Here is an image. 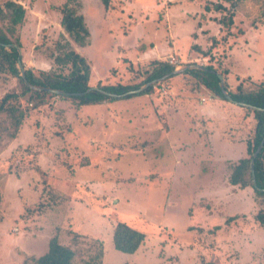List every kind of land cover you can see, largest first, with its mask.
Here are the masks:
<instances>
[{
  "label": "rangeland",
  "instance_id": "rangeland-1",
  "mask_svg": "<svg viewBox=\"0 0 264 264\" xmlns=\"http://www.w3.org/2000/svg\"><path fill=\"white\" fill-rule=\"evenodd\" d=\"M12 1L25 12L10 35L20 41L24 68L70 70L53 62L55 41L63 32L59 8L66 0ZM79 1L78 12L87 18L93 35L90 45L73 46L91 63L92 86L97 81L138 82L153 59H172L175 68L211 63L227 70L226 80L229 74L235 80L243 76L246 89L264 83L263 0H239L230 30L213 20L223 10H204V4L216 0H111L107 9L100 0ZM102 14H109L121 33L127 29L123 39L129 48L112 42L117 29L111 40L98 32ZM173 22L181 29L174 28L178 35L171 37ZM192 22L200 28L195 25L187 35ZM0 25L5 30L10 22ZM211 37L217 39L213 48ZM154 43L165 49L169 45L161 58L150 50ZM142 47L149 49L148 57H131ZM152 85L149 93L81 106L58 95L45 96L32 109L28 104L29 112L12 138L11 121L0 113V264H29L30 256L47 250L53 235L76 249L77 264L89 253L86 241L91 238L102 240V264H239L234 260L238 248L246 257L255 255L251 264H264V233L257 232L258 223L252 220L260 207L253 211L251 192L241 195L243 201L238 189L230 194L225 184L230 164L223 158L232 150L223 148V124L231 126L229 117L249 120V112L228 100L224 121L207 120L198 112L201 97L216 96L182 71ZM17 86L15 78L0 76V97ZM244 130V137L251 134L249 125ZM241 152L240 146L233 157ZM229 214L239 218L223 229ZM118 220L145 233V245L137 252L114 248L112 230ZM220 226L213 236L208 233ZM74 232L85 236L78 237L76 246Z\"/></svg>",
  "mask_w": 264,
  "mask_h": 264
},
{
  "label": "trees",
  "instance_id": "trees-1",
  "mask_svg": "<svg viewBox=\"0 0 264 264\" xmlns=\"http://www.w3.org/2000/svg\"><path fill=\"white\" fill-rule=\"evenodd\" d=\"M105 9L110 7L111 0H100ZM264 1V0H263ZM214 2V1H211ZM216 3L204 4L205 11H221L223 15L219 18L213 17V20L218 24L223 23V27L230 30L229 27L234 25V8L239 0H223V2L216 0ZM228 4V5H226ZM81 7V1L79 0H66L59 8L60 21L59 24L63 28L61 33L62 39L55 41V47L57 52L53 54V62L62 67L69 66L70 70L67 72H57L53 70H39L35 72L31 68H25V78L31 86L40 87L34 88L27 85L20 74V69L17 66V48L21 47L18 38H10V35L14 32V26L21 23L24 17V7L15 3L12 0H7L2 6H0V22L7 21L10 25L7 29H3L0 25V76L8 75L17 80V89L6 91L0 97V113H5L10 119V131H8L9 137H15L18 128L25 116L28 114L29 109L42 104L45 96H59L60 98L70 99L74 102L75 106L98 104L104 101H113L119 97H130L133 94L122 95L124 92L136 89L141 85L157 79L165 74L171 73L175 69V65L169 63L163 59H153L147 63V66L143 68L142 72L144 77L135 83H109L100 84L97 81L96 86L98 89H89L92 87L90 84L91 75V63L83 55L82 52H78L73 43L79 46H85L90 42V31L85 22V19L81 13L78 12V8ZM226 13V14H225ZM9 31V35L8 32ZM242 31V30H241ZM229 33V31H227ZM244 31L242 32V34ZM211 45L213 48L214 41L217 40L211 37ZM13 44V45H12ZM208 50V49H207ZM208 53V52H207ZM190 65L191 63H187ZM201 67H189L182 72L190 74L194 77L197 85L204 86L208 91L214 95L222 98L225 101L228 99L222 92L220 87L218 74H221L224 78V90L227 91L233 102H243L251 106L244 105L247 112L251 113L254 118V126L251 136L246 141V153L243 157H240L237 162L231 166V172L229 175V183L232 185H238L241 188H252L255 199L259 203V210L254 215V218L260 223H264V144L257 155L254 157V175L255 185L252 182L250 161L252 154L264 136V83L257 84L255 89H246L244 86L245 78H238L237 83L234 86V90L228 86L226 78V69H216L211 63L206 65H200ZM131 69L132 66L129 65ZM132 70V69H131ZM170 74L164 80L166 81L171 76ZM161 81V82H162ZM153 85L150 84L145 87L141 92L136 94L149 93L152 90ZM58 89L63 93L56 94L46 90ZM79 93V94H75ZM135 94V95H136ZM25 103V104H24ZM31 107H28V104ZM260 107V109L256 108ZM82 164V163H81ZM84 165V164H83ZM81 165V166H83ZM1 190H0V208H1ZM236 216L227 217L226 222ZM73 244L76 246L79 242L78 233H73ZM145 233L141 230L133 228L123 221H116L113 224L112 242L116 250L124 253H133L143 243L145 239ZM88 245L89 253L86 257L80 259L79 264H102V257L104 253V245L101 239L91 238L86 241ZM76 249L71 245L60 243L57 235H53L49 238L47 244V250L39 256H30V263L27 259H24L25 263L29 264H77L75 261ZM28 258V257H27ZM129 264V263H124ZM201 264H213V263H201Z\"/></svg>",
  "mask_w": 264,
  "mask_h": 264
},
{
  "label": "crops",
  "instance_id": "crops-1",
  "mask_svg": "<svg viewBox=\"0 0 264 264\" xmlns=\"http://www.w3.org/2000/svg\"><path fill=\"white\" fill-rule=\"evenodd\" d=\"M102 17L98 20V23L97 24H100V25H102V29L100 28V29H98V32L99 33H101V34H103L104 36H106V37H108L109 38V40H111V39H113V37H112V31L114 32V31H116V29H117V35H116V38H114L113 39V41L112 42H114L115 43V41L117 42H119V44L117 43V45L119 46V48L120 49H122V48H124V49H127V48H129V47H126L125 46V44H124V39H123V37H125V35L128 33L127 32V29H126V27L124 28L123 27V25L124 24H121L122 25V27L124 28V29H126V32H120V29H121V27L119 26V25H117V23H115V24H112V17H109V14L108 15H106L105 16V14H102L101 15ZM185 19L186 18H184L183 20H181V23H183V22H186L185 21ZM85 22H86V24H87V26L89 27V31H90V37H92V35H93V31H92V29L90 28V26H89V24H88V20H87V18H85ZM193 23V22H192ZM195 25L198 27V26H200V25H198L197 23H193V27H190L188 30H187V35L188 34H190L189 32H192L193 31V28H195ZM217 25V24H216ZM174 28H176V29H181L179 26H176V27H174V22H173V26H172V29H169V31H170V35H171V37H172V33H174L175 31H174ZM198 28H200V27H198ZM217 28V27H216ZM218 28H219V25H218ZM218 30V29H217ZM216 33H218L217 31H216ZM215 33V34H216ZM118 34H120V36H118ZM175 34L176 35H178L176 32H175ZM211 34H213V32L211 33ZM215 34H213V35H215ZM117 36L119 37V40H118V38H117ZM175 37H178V36H175ZM142 38H143V36H142ZM141 38V39H142ZM109 40L107 41V42H109ZM106 42V43H107ZM111 42V43H112ZM106 43H104V45H106ZM90 44H91V39H90ZM89 44V45H90ZM103 45V46H104ZM150 46V45H149ZM158 46V47H157ZM168 44H167V48H168ZM158 48H160L161 49V51H159V49ZM167 48L165 49V46H164V48H162V47H160L159 45H155V43H154V45H152V47H151V49L150 50H153L154 51V54L155 55H157V57L156 58H161V55H165V53H166V51H167ZM118 55H119V53H117ZM174 54V53H173ZM150 55V52H149V49H146L145 47H142L140 50H138V52L137 53H135V54H133L131 57H134V58H136V59H138L139 60V58H146V57H148ZM159 56V57H158ZM130 57V58H131ZM129 59V58H128ZM232 72V71H231ZM231 74H229L228 75V80L227 81H229V82H231V85L232 84H236L237 83V80H235V79H233L231 76H230ZM239 76V78H241V77H243V76H241L240 74L238 75ZM238 76H234V77H238ZM232 80V81H231ZM208 91V90H207ZM211 92L210 91H208V95L210 96L211 94H210ZM208 95H206V97L208 96ZM216 96V95H215ZM146 97V96H145ZM154 96H151V98H153ZM203 97V96H202ZM201 97V98H202ZM148 98V97H147ZM215 98H218V96H216ZM210 99V100H204L202 103H200V105H203L202 106V109H198V112H200L201 114H202V116H204L207 120H214V119H216L217 118V120H219L220 121V118L221 117H223L222 119H223V121L225 120V115H226V112L223 110V108H225V106H226V103L228 102V101H226L225 102V100H223V103H222V99L220 100V98H218V99ZM215 100H217L218 102L217 103H212V104H210V105H208V106H205L204 104L206 103L207 104V102H214ZM160 107H163V105H159ZM160 110L162 111V108H160ZM159 110V111H160ZM165 110V109H164ZM200 110V111H199ZM241 110V109H240ZM175 115H177V113L175 114ZM247 116L249 117V120L247 121L246 120V117H244V116H242L241 117V121H237L235 118H233V119H231L230 117H229V121H230V124H231V126L230 125H228V124H223V148H227V149H229V150H232V153L230 154L229 153V155L226 157V158H223V162H226V164H230V165H228V167H229V169H230V171H228V174H227V179H226V182H225V184L227 183V186H226V188L229 190V193L230 194H235V193H237L238 194V192L236 191V189H238L240 192H241V194H239L240 195V197H241V195L242 194H249L250 192H251V202H250V205H251V207H253V211H255V210H257V208H258V206H259V203L256 201V199L253 197V190H252V188H250V187H244V188H241V187H239L238 185H232V184H230L229 183V175H230V172H231V166L240 158V157H243L244 155H245V151H246V140L250 137V135L252 134V129H253V126H254V118H253V115L251 114V113H248L247 114ZM233 117V116H232ZM235 120V121H234ZM236 122V126H234V123ZM248 125H249V130H248V132H250L251 134L249 135V136H246V137H244L243 136V134H244V132H245V126L246 127H248ZM243 137H244V139H243ZM240 146L242 147V152H241V154L239 155V156H237V157H233L234 156V153H237V150H238V148H240ZM177 162V161H176ZM254 196H255V194H254ZM241 199L244 201V198L243 197H241ZM248 202V201H247ZM256 214V211L255 212H253V217H252V220L253 221H255V222H257L258 223V228H257V232L259 233L260 231H263V233H264V224H262V225H260V223L254 218V215ZM230 215L231 214H229V215H227L224 219H223V229H227V227L226 226H229V223L230 222H232V224H235L236 222V220H238V218H239V216H237V215H235L236 217L235 218H233V219H231L229 222H226V218L227 217H230ZM219 230H221V226L220 227H218L216 230H212V231H209L208 230V233L211 235V236H213L217 231H219ZM235 230V229H234ZM113 231V230H112ZM216 231V232H215ZM145 238H146V236H145ZM239 241H241L240 239H239ZM254 241L255 240H253L252 241V243L250 242V241H248V243H247V247L249 246V247H252V245H254ZM144 242V241H143ZM145 245V243H143V244H141V247L142 246H144ZM141 247H139L135 252H137L138 250H140L141 249ZM238 248V246L236 247V248H234L233 250H232V254H230L229 255V258L231 259L232 258V256H233V254H234V252L236 253V249ZM236 250V251H235ZM262 250H263V254H264V246H263V248H262ZM236 255H237V258H236V256H235V258H234V260H237L238 261V263L239 264H251L252 263V261H253V259H254V257H255V255H252V256H250V255H247V257L246 256H244L243 255V252L238 248V254L236 253ZM254 263V262H253Z\"/></svg>",
  "mask_w": 264,
  "mask_h": 264
},
{
  "label": "water",
  "instance_id": "water-1",
  "mask_svg": "<svg viewBox=\"0 0 264 264\" xmlns=\"http://www.w3.org/2000/svg\"><path fill=\"white\" fill-rule=\"evenodd\" d=\"M13 45V44H12ZM17 48V66L18 68L20 69V74L22 76V79L23 81L31 86L26 78H25V68L23 66V63H22V60H21V52H20V48L19 47H16ZM201 67L200 65H197V64H190V65H185L184 67H181V68H175L171 73L169 74H165L157 79H153L143 85H141L140 87L136 88V89H131V90H128L126 92H124L122 95H127V94H136L138 92H141L145 87H147L148 85L150 84H153L154 82H159V81H162L164 80L167 76H169L170 74H178L180 73L181 71H183L184 69L186 68H189V67ZM218 78H219V83H220V87L222 89V92L223 94L225 95V97L229 100V101H232V98L229 96V94L227 93V91L224 90V79H223V76L221 74H218ZM31 87H34V88H40V87H35V86H31ZM98 89L96 86H92V87H89L86 91H88L89 89ZM46 90L50 91V92H54L56 94H60V93H63L61 90H58V89H50V88H46ZM100 90V89H98ZM101 91V90H100ZM75 94H79V93H75ZM237 104H240V105H246V106H251V105H247L243 102H235ZM258 109H260V107H256ZM264 144V136L262 137L261 141L259 142L258 146L256 147L255 151L253 152L252 154V158H251V161H250V169H251V177H252V182L253 184L255 185L256 181H255V175H254V169H253V164H254V157L257 155V153L260 151V149L262 148Z\"/></svg>",
  "mask_w": 264,
  "mask_h": 264
},
{
  "label": "built area",
  "instance_id": "built-area-1",
  "mask_svg": "<svg viewBox=\"0 0 264 264\" xmlns=\"http://www.w3.org/2000/svg\"><path fill=\"white\" fill-rule=\"evenodd\" d=\"M169 63L173 64L174 61L171 59L169 60ZM164 93L166 92L164 88L161 89ZM206 98L202 97L201 100L204 101Z\"/></svg>",
  "mask_w": 264,
  "mask_h": 264
}]
</instances>
